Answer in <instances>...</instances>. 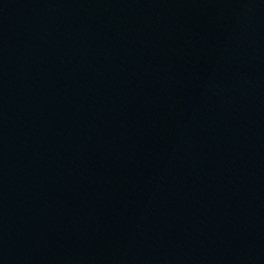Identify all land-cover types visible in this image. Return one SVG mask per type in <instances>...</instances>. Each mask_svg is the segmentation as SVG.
<instances>
[{"label":"water","instance_id":"1","mask_svg":"<svg viewBox=\"0 0 264 264\" xmlns=\"http://www.w3.org/2000/svg\"><path fill=\"white\" fill-rule=\"evenodd\" d=\"M0 264H264V0H0Z\"/></svg>","mask_w":264,"mask_h":264}]
</instances>
